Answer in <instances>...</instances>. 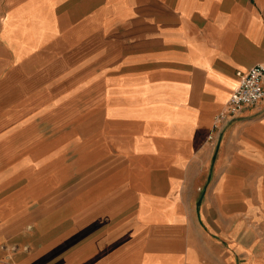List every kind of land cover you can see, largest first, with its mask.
Wrapping results in <instances>:
<instances>
[{
	"label": "crops",
	"instance_id": "obj_1",
	"mask_svg": "<svg viewBox=\"0 0 264 264\" xmlns=\"http://www.w3.org/2000/svg\"><path fill=\"white\" fill-rule=\"evenodd\" d=\"M261 63L264 0H0L4 104L96 73L107 158L46 229L37 187L0 173V264H264V100L208 141Z\"/></svg>",
	"mask_w": 264,
	"mask_h": 264
},
{
	"label": "rangeland",
	"instance_id": "obj_2",
	"mask_svg": "<svg viewBox=\"0 0 264 264\" xmlns=\"http://www.w3.org/2000/svg\"><path fill=\"white\" fill-rule=\"evenodd\" d=\"M74 76L57 74L55 89L39 90L37 106L26 105L33 101L30 88L23 90L25 104L20 106L5 105L10 99L3 97L7 91L0 90L1 179L29 191L37 187L44 229L54 204L56 220L78 210L80 177L96 162L107 160L101 140L102 111L96 103V73L89 72L88 83H81L82 87L72 82L69 88L68 78ZM70 189L75 193L72 196ZM254 192L249 185L248 193ZM66 193L70 198H64ZM251 230L249 241H256L257 229L254 226Z\"/></svg>",
	"mask_w": 264,
	"mask_h": 264
},
{
	"label": "built area",
	"instance_id": "obj_3",
	"mask_svg": "<svg viewBox=\"0 0 264 264\" xmlns=\"http://www.w3.org/2000/svg\"><path fill=\"white\" fill-rule=\"evenodd\" d=\"M238 85L214 119L213 129L208 137L214 145L217 136L242 112L255 107L264 100V63L255 65L247 71L237 72ZM16 247L13 248L15 250Z\"/></svg>",
	"mask_w": 264,
	"mask_h": 264
}]
</instances>
